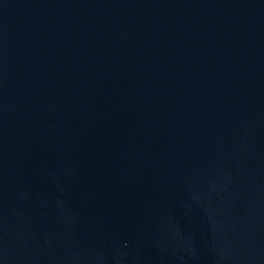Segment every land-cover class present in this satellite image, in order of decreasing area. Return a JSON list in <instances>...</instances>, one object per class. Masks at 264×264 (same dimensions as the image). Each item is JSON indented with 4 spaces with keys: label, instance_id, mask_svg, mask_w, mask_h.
<instances>
[{
    "label": "water",
    "instance_id": "95a60500",
    "mask_svg": "<svg viewBox=\"0 0 264 264\" xmlns=\"http://www.w3.org/2000/svg\"><path fill=\"white\" fill-rule=\"evenodd\" d=\"M0 264H264V0H0Z\"/></svg>",
    "mask_w": 264,
    "mask_h": 264
}]
</instances>
